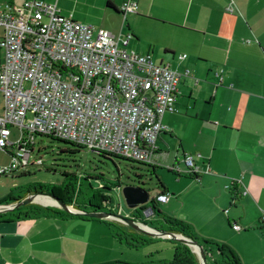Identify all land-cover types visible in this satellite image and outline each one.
Returning <instances> with one entry per match:
<instances>
[{"label": "crops", "instance_id": "crops-1", "mask_svg": "<svg viewBox=\"0 0 264 264\" xmlns=\"http://www.w3.org/2000/svg\"><path fill=\"white\" fill-rule=\"evenodd\" d=\"M43 1L98 27L88 23L90 2L118 19L126 0H84L80 13L81 0H72L70 11L68 0ZM134 1L137 12L124 16L131 25L116 35L130 33L131 49L150 53L155 63L182 75L176 111L164 115L154 155L170 195L157 205L201 236L229 245L242 264H264V0ZM170 152L174 162L163 165ZM186 153L200 155L196 177L187 173ZM129 193L133 202L145 192ZM146 215L157 218L151 211ZM234 224L242 229L234 230ZM127 248L101 220L0 219V264H132Z\"/></svg>", "mask_w": 264, "mask_h": 264}, {"label": "built area", "instance_id": "built-area-1", "mask_svg": "<svg viewBox=\"0 0 264 264\" xmlns=\"http://www.w3.org/2000/svg\"><path fill=\"white\" fill-rule=\"evenodd\" d=\"M137 10L134 0L122 5L124 16ZM132 39L130 33L116 35L82 23L43 0L0 4V151L10 156L0 175L43 165L37 136L155 163L163 117L176 111L182 75L155 63L150 53L131 49ZM13 128L20 131L16 141ZM197 157L185 154L188 174L200 173ZM169 200L168 193L156 196L158 203Z\"/></svg>", "mask_w": 264, "mask_h": 264}, {"label": "rangeland", "instance_id": "rangeland-1", "mask_svg": "<svg viewBox=\"0 0 264 264\" xmlns=\"http://www.w3.org/2000/svg\"><path fill=\"white\" fill-rule=\"evenodd\" d=\"M83 1L84 0H81L78 3V8H76V11L79 13L83 11L82 7L85 8ZM10 2L20 4L16 2V0H0L1 5ZM71 3L72 0L64 2V5L69 11L73 8ZM90 4L88 23L96 24L98 27H103L115 34L119 33L122 26L125 27L127 24L131 25L129 18L124 19V16H120L118 19L109 18L101 9L94 7L91 2ZM66 13L69 12H64V14ZM2 104L3 99L2 93L0 92V113ZM19 136V129L13 128L11 140L16 141ZM36 141L38 143L36 149L40 148L39 155L45 161L44 166L31 165L27 169H20L11 174L0 175V202L12 196L15 197L16 200H22L21 203L27 201L26 205L30 206L36 205L39 207L51 206L54 208H62L60 204L44 192L46 189H44L42 185H47V188L53 189L57 194L69 197L66 194L67 191H61L60 188L64 181L62 173H74L79 179L77 180L73 202L69 206L75 210H78L79 206H81L82 209L90 210L86 202L91 195V191L98 190L99 192L96 193L98 199L94 200V203H97L99 199L106 198L107 202L110 204L112 203L115 209L114 211L119 216L115 222L122 225L127 230L133 229L135 232L141 233L124 220V218H128L140 226H143L138 223V220L134 217V209L128 205L124 191L127 187H144L149 190L150 197H155L159 193L160 188L157 184L155 175L152 173L151 167H146V169L139 171L147 175L143 183H140V179L135 175V172H138V170L132 169L129 162L123 159L114 158V161L107 160L87 148L81 149L74 155L63 152L70 149L71 146L48 136H37ZM173 154V152H170L169 156L163 158L161 163L166 166L171 165L174 162ZM9 164V154L5 150H1L0 169L7 167ZM49 167H51L50 169L53 167L55 170L47 169ZM119 173L120 176L118 175ZM88 174H103L104 178L101 179V181L86 178L81 179V177H86ZM118 179H120L122 184L115 188L110 182H117ZM89 182L92 183L91 187H89ZM139 207H141V205ZM159 209L163 213V204L159 205ZM145 217L147 218L146 213ZM154 226H156V224H154ZM149 231L151 232L150 229ZM143 235H147V233ZM152 238H154V241L138 249H125L126 257L131 259L130 261L132 264H161V260H171L173 258L175 248L171 241L160 238L157 235H154ZM192 253L196 261L201 263V255L198 249L193 248ZM217 255L216 250L209 249L205 255V262L212 264Z\"/></svg>", "mask_w": 264, "mask_h": 264}, {"label": "trees", "instance_id": "trees-1", "mask_svg": "<svg viewBox=\"0 0 264 264\" xmlns=\"http://www.w3.org/2000/svg\"><path fill=\"white\" fill-rule=\"evenodd\" d=\"M111 5V3H109ZM52 139H56L60 142L66 143L71 146L70 149L63 151V152H68L70 154H76L78 153L81 149L85 148L82 145L62 140L59 138L55 137H50ZM86 149V148H85ZM95 152V151H93ZM98 154L100 157H103L104 159L107 160H113L114 158H120L123 159L127 162H129V165L131 166L132 169L138 170V172H135V175L137 176L138 179H140V183H143L144 178H146V174L143 172H139L143 169H146V167H151L152 168V173L155 175L157 184L161 190L159 194H165L167 193V187L165 184L162 182L160 179L157 169L158 167L155 165H147L129 158H125L123 156L117 155V154H112L108 152H95ZM45 161L43 162L44 166ZM56 166V165H55ZM51 167L47 168L50 169ZM50 170H55L50 169ZM119 172V170H118ZM62 175L64 176V181L61 184V191L66 190V194L69 197L62 196L60 194H57L53 189L47 188V185H42L44 189H46L44 192L47 193L53 200L57 201L60 205H66L69 206L73 202V197L75 196L76 192V184L77 180L79 179L78 176L74 173H67L63 172ZM120 176V173L118 174ZM191 175V174H190ZM195 176L196 175H192ZM86 178V179H95L97 181H101L103 179V174H88L86 177H81V179ZM152 180V177H151ZM109 183V182H108ZM89 187H91L92 183L89 182ZM112 186L115 188L120 186L122 182L120 179H118L117 182H110ZM140 188V187H139ZM141 187V190L144 192L148 193L149 195V190L146 188ZM110 189V188H108ZM99 191L98 190H92L91 195L89 196L87 203V206L90 208V210L87 209H82L81 206L78 207V211L80 212L79 214H72L68 212L64 208H54L51 206H45V207H39L36 205L30 206L26 204L19 205L17 207H14L12 210L9 211H3L1 209L2 206L4 205H10L12 203H19L21 202L19 199H15V197H8L2 202H0V219H25V218H34V217H39V216H59V217H69V216H78L81 218H86V219H95V220H101L106 223H108L113 231V234L117 237L119 241L124 243L128 248L131 249H138L141 246H144L148 243H151L154 241V238H152V235H143L140 233L135 232L133 229H125L122 225L118 224L115 222L116 216L118 215L114 210V207L112 203L110 204L107 202L106 198L99 199L97 203H94V200H97V194ZM158 195V194H157ZM156 195V196H157ZM156 196L155 197H150V201L148 206H141L140 208H136L133 212L134 217L138 220L137 222L147 226L146 229L149 230V228L155 229L157 231H164V232H169V233H174V234H180L183 235L185 238L196 242L200 246V255H201V260L202 257L205 259V255L207 254L209 249H214L217 251V257L214 259L212 264H242L238 255L236 252L226 243L205 238L201 236L195 228L189 224L188 222H185L181 219L177 218H172L164 213H162L158 207V203L156 201ZM147 208H151L153 214L157 217L156 220H152L149 218L145 217V210ZM88 213H103L106 214L107 216L104 218H90L86 216ZM156 224V226H154ZM150 229V230H152ZM162 238V237H160ZM169 241L172 242L175 248V254L171 260H161V264H202L198 263L196 259L194 258V254L192 253V247L190 245H187L181 241L172 239V238H165ZM111 264H131V263H126V262H116V263H111ZM208 264V263H204Z\"/></svg>", "mask_w": 264, "mask_h": 264}, {"label": "water", "instance_id": "water-1", "mask_svg": "<svg viewBox=\"0 0 264 264\" xmlns=\"http://www.w3.org/2000/svg\"><path fill=\"white\" fill-rule=\"evenodd\" d=\"M135 188H132V187H129V188H126L125 189V196H126V199H127V202H128V205L131 207V208H135L139 205H142V204H145L147 202L150 201V198H149V195L148 193H142L143 197L139 198V199H136L135 195H134V201L131 202L130 200V191L133 190ZM129 190V192H128ZM138 191H142L141 188H137ZM57 202V201H56ZM27 201H24V202H20V203H17L15 204L12 208H7V209H3V211H9V210H12L14 207H17L19 205H22V204H26ZM58 203V202H57ZM59 204V203H58ZM62 208L66 209L68 212L72 213V214H79L80 212H74L72 211L68 206L66 205H63L61 204L60 205ZM151 212H152V209L150 208L149 209ZM153 213V212H152ZM86 216L90 217V218H104L106 217L107 215L106 214H103V213H88L86 214ZM118 215L116 216V219H118ZM124 220L131 226L133 227L134 229H137L138 231H141L143 233H147V235H157L159 237H162V238H172V239H175V240H178V241H181L187 245H190L191 247L193 248H196L198 249V251L200 252V246L196 243V242H193L187 238H185L183 235H180V234H174V233H169V232H164V231H157L155 229H152V228H149V229H152L151 232L146 229L147 226H140L139 224L133 222V220L131 219H128V218H124ZM142 225V224H141ZM201 263L204 264L205 263V259H203L202 257V260H201Z\"/></svg>", "mask_w": 264, "mask_h": 264}]
</instances>
